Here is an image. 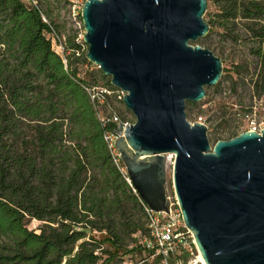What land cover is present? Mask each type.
<instances>
[{
    "label": "water",
    "instance_id": "water-1",
    "mask_svg": "<svg viewBox=\"0 0 264 264\" xmlns=\"http://www.w3.org/2000/svg\"><path fill=\"white\" fill-rule=\"evenodd\" d=\"M207 4L86 0L85 58L123 93L135 119L116 149L139 199L168 214L173 156L174 195L204 263L264 264V129L211 145L205 123L186 119V103L202 101L223 72L220 58L190 44L209 32Z\"/></svg>",
    "mask_w": 264,
    "mask_h": 264
},
{
    "label": "trees",
    "instance_id": "trees-1",
    "mask_svg": "<svg viewBox=\"0 0 264 264\" xmlns=\"http://www.w3.org/2000/svg\"><path fill=\"white\" fill-rule=\"evenodd\" d=\"M225 1V20L264 18V0ZM49 33L22 0H0V264H104L146 235L145 214L104 141L113 125L97 117L86 91L96 86L79 76L74 52L64 65ZM253 36L264 76V26ZM207 129L215 141L239 135ZM28 219L41 222L39 233L27 229Z\"/></svg>",
    "mask_w": 264,
    "mask_h": 264
},
{
    "label": "rangeland",
    "instance_id": "rangeland-1",
    "mask_svg": "<svg viewBox=\"0 0 264 264\" xmlns=\"http://www.w3.org/2000/svg\"><path fill=\"white\" fill-rule=\"evenodd\" d=\"M241 1V0H237ZM49 23L55 32L68 39L73 38L81 32V11L72 16L68 5L63 0H40ZM207 8L203 18L206 23L213 22V33L198 39L191 45H198L208 49L216 57L222 60L223 71L218 84L206 88L205 98L198 103H186V119L191 124L205 123L212 125L217 131L226 128L235 129L236 133L248 131L253 124L264 129V76L261 75L262 68L259 58L252 54V49L258 47V39L253 36L254 32L264 26V18L259 20H245L239 16L235 19L223 18L222 8L226 5L225 0H207ZM239 14V12H237ZM237 14V15H238ZM86 50L80 53L77 66L79 76L85 78L96 87L109 88L110 78L99 73L93 66L82 62ZM113 87V86H112ZM114 88V87H113ZM110 89V88H109ZM115 89V88H114ZM109 107L119 116L121 120L134 123L135 119L130 111L123 105L120 90H111ZM104 114L109 113V108H103ZM210 120V122H209ZM226 137V136H225ZM213 145L216 141L208 135ZM171 160V159H170ZM166 192L170 201L174 204L172 192V166L166 172ZM41 222L28 219L26 227L29 231L39 233ZM90 238L99 241L103 238L99 232L90 233ZM128 242L127 246L118 251L113 261L104 264H159L156 258H152L149 252L137 243ZM104 249L111 248L107 243L102 244ZM193 256L187 260H197L198 253L192 247ZM100 261L107 258L101 255ZM200 264V263H199Z\"/></svg>",
    "mask_w": 264,
    "mask_h": 264
},
{
    "label": "built area",
    "instance_id": "built-area-1",
    "mask_svg": "<svg viewBox=\"0 0 264 264\" xmlns=\"http://www.w3.org/2000/svg\"><path fill=\"white\" fill-rule=\"evenodd\" d=\"M69 7L72 16H76L78 11H81L83 3L86 0H63ZM26 7L36 11L42 22L48 25L50 33L48 37L51 42L52 51L62 60L64 65L67 63L68 57L74 52L75 56H80V53L86 50L87 46L83 42L84 30L79 25L81 32L73 38L75 44H79L78 50L70 49L68 41L59 36L54 27L49 23L46 12L40 3V0H22ZM90 100L94 104L97 117L103 126L109 123L113 125L112 128L107 129L104 133V141L112 156L114 164L119 166V153L116 149V141L123 136L124 128L130 125L128 122L122 123L119 116L109 107L108 99L112 91L106 87H91L86 89ZM123 95V93L121 92ZM109 108V113L106 115L102 112L103 108ZM262 128L256 127L255 124L248 130L259 133ZM174 157L171 156L170 165L173 166ZM129 183V179H126ZM172 192L174 194L173 182ZM135 193V192H134ZM173 204L168 197V214L165 212H155L149 209L141 200V205L144 210L146 220V235L140 239L138 245L144 251L149 252L152 258H156L159 264H198L195 261L187 260L193 256L192 247L198 253L192 234L184 226L180 210L174 195Z\"/></svg>",
    "mask_w": 264,
    "mask_h": 264
},
{
    "label": "bare ground",
    "instance_id": "bare-ground-1",
    "mask_svg": "<svg viewBox=\"0 0 264 264\" xmlns=\"http://www.w3.org/2000/svg\"><path fill=\"white\" fill-rule=\"evenodd\" d=\"M170 157V156H169ZM196 262L199 264H205L204 263V261H203V259L201 258V256H200V253H198V256H197V260H196Z\"/></svg>",
    "mask_w": 264,
    "mask_h": 264
}]
</instances>
